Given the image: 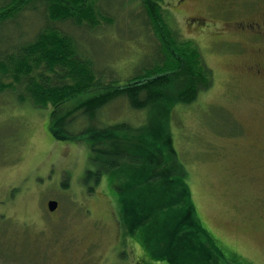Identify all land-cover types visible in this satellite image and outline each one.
Here are the masks:
<instances>
[{
	"label": "rangeland",
	"instance_id": "1",
	"mask_svg": "<svg viewBox=\"0 0 264 264\" xmlns=\"http://www.w3.org/2000/svg\"><path fill=\"white\" fill-rule=\"evenodd\" d=\"M163 6L169 28L178 39L195 41L212 69L211 87L194 103L177 102L172 112L174 144L199 216L221 244L225 264H264V40L231 27L259 17L264 0H164ZM29 16L31 38L43 15ZM14 30L2 29L0 36ZM155 32L141 22L90 32L102 44L89 55L97 69L124 77L157 58ZM102 90L38 107L20 99L23 87L0 89V264H168L143 242L122 240L126 228L107 176L88 190L91 153L111 141L98 140L97 131L76 141L51 133V120ZM145 116L121 99L103 109L96 125H139ZM50 199L59 201L54 213Z\"/></svg>",
	"mask_w": 264,
	"mask_h": 264
},
{
	"label": "trees",
	"instance_id": "2",
	"mask_svg": "<svg viewBox=\"0 0 264 264\" xmlns=\"http://www.w3.org/2000/svg\"><path fill=\"white\" fill-rule=\"evenodd\" d=\"M163 3L1 0L0 31L17 30L0 36V89L23 87L20 99L38 107L59 105L103 89L51 120L50 130L57 140H85L97 131L98 140L111 141L91 153L92 166L84 180L94 192L95 185L107 176L119 202L120 223L126 228L122 240L132 237L143 242L168 264H225L221 244L199 216L189 171L172 131L174 105L194 103L208 90L212 69L195 41L178 39L176 28H169V12ZM34 13L43 15V24L30 38L25 27L29 14ZM140 22L149 34L151 28L156 31L157 58L124 77L97 69L96 56L89 53L101 50L102 42L89 38V33L103 34ZM121 99L131 110L144 111V122L134 125L119 120L109 121L107 129L97 126L103 109Z\"/></svg>",
	"mask_w": 264,
	"mask_h": 264
},
{
	"label": "flooded vegetation",
	"instance_id": "3",
	"mask_svg": "<svg viewBox=\"0 0 264 264\" xmlns=\"http://www.w3.org/2000/svg\"><path fill=\"white\" fill-rule=\"evenodd\" d=\"M197 19H199V17ZM234 25H236V29L240 32L264 40V11L259 17H248L242 21L238 20L233 23L231 27H234ZM58 208L54 212L58 211Z\"/></svg>",
	"mask_w": 264,
	"mask_h": 264
},
{
	"label": "water",
	"instance_id": "4",
	"mask_svg": "<svg viewBox=\"0 0 264 264\" xmlns=\"http://www.w3.org/2000/svg\"><path fill=\"white\" fill-rule=\"evenodd\" d=\"M59 206V201L57 199H51L48 201V209L53 212L55 211Z\"/></svg>",
	"mask_w": 264,
	"mask_h": 264
}]
</instances>
